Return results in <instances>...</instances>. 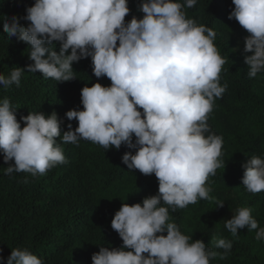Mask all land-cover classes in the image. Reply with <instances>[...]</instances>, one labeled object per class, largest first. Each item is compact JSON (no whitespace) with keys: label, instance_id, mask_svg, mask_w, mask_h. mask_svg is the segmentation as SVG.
I'll use <instances>...</instances> for the list:
<instances>
[{"label":"clouds","instance_id":"clouds-1","mask_svg":"<svg viewBox=\"0 0 264 264\" xmlns=\"http://www.w3.org/2000/svg\"><path fill=\"white\" fill-rule=\"evenodd\" d=\"M228 19H235L249 34L244 38V63L250 78L264 74V0H231ZM197 0H140L144 15L125 21L128 0H35L23 17L0 16L4 32L30 47L32 61L26 72H39L45 79L67 82L75 78L72 64L91 58L96 78L107 77L109 86L94 83L80 91L82 110L64 115L77 127L51 114L29 112L17 121L9 99L0 100V153L5 175H44L68 161L57 143L79 145L90 141L119 150L128 149L121 161L128 170L154 174L156 195L140 203H122L111 220V228L122 240L119 248L98 246L92 264H210L224 259L232 248L226 239L216 240L213 251L201 240L183 234L170 222L172 211L208 200L206 186L218 168L223 138L211 132L207 123L215 99L221 98L220 73L225 60L214 40L217 33L186 18L184 7ZM23 19L27 26H21ZM59 45V52L55 51ZM25 69L15 67L0 74V86H20ZM142 110V111H141ZM9 161L12 163L9 164ZM242 185L250 193L264 191V158L253 156L241 165ZM27 183V180H25ZM216 201V208L223 207ZM249 207H241L225 228L233 235L239 229L257 230L255 239L264 240ZM166 233V235L164 234ZM191 241V242H190ZM3 264H44L28 249H12Z\"/></svg>","mask_w":264,"mask_h":264},{"label":"trees","instance_id":"trees-1","mask_svg":"<svg viewBox=\"0 0 264 264\" xmlns=\"http://www.w3.org/2000/svg\"><path fill=\"white\" fill-rule=\"evenodd\" d=\"M34 2L0 0V16L23 17L25 8ZM139 4L140 0H128L126 22L133 16L143 17ZM233 7L231 0H197L192 8L182 9L186 18L217 33L214 45L225 60L220 84H227V89L215 99L207 121L211 132L223 138L219 159L225 162V168H218L209 177L206 186L212 191L208 200H198L175 211L169 207V216L183 234L194 241L201 240L213 251L224 252L215 247L213 237L232 242L227 256L211 259L210 264H264V240L255 239L257 230L245 227L233 236L224 226L238 208L249 207L259 226L264 227V191L250 193L241 180V165L247 159L264 158V74L255 78L247 75L244 55L251 53L245 54L243 49L244 38L249 34L235 19H228ZM19 23L27 26L29 22L21 19ZM54 50L59 52L58 44ZM29 52L26 43L8 37L0 24V74L7 76L15 67L25 69L19 87L12 85L5 90L0 86V100L9 99L21 127L24 124L20 117L29 112L48 115L54 111L63 119L61 133L68 130V123L74 130L77 121H68L64 114L71 109L82 110L81 89L94 83L109 86L110 80L94 76L90 57L72 64L76 79H45L39 72H26V66L32 63ZM57 143L68 162L36 177L24 172L5 175L8 164L0 153V257L7 258L12 249L26 248L44 264H92L91 256L99 251L98 246L111 249L122 245L110 226L121 204L140 203L157 194L154 174L130 171L122 163V155L128 151L134 154V149L122 145L119 150H105L85 140L79 141L78 146L64 144L60 139ZM217 200L223 201L224 206L216 208Z\"/></svg>","mask_w":264,"mask_h":264}]
</instances>
